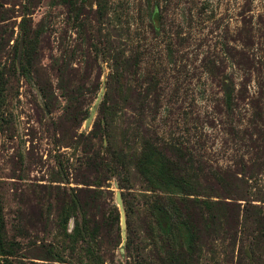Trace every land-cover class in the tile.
Instances as JSON below:
<instances>
[{
	"label": "rangeland",
	"instance_id": "obj_1",
	"mask_svg": "<svg viewBox=\"0 0 264 264\" xmlns=\"http://www.w3.org/2000/svg\"><path fill=\"white\" fill-rule=\"evenodd\" d=\"M24 14L43 31L31 80L11 71L6 90L0 264H88L58 228L61 202L73 198H92L89 212L99 220L117 208L119 231L102 229L98 252L103 264H135L125 247L117 182L87 165L103 158L107 144L91 132L107 91L106 52L137 62L128 69L132 75L124 74L122 90L115 86L110 94L118 104L113 137L119 147L134 155L149 140L163 155L191 154L204 167L195 176L202 184L204 177L215 183L211 173L229 171L252 192H264V0H0L1 63L12 62ZM40 90L50 99L48 113ZM132 184L136 195L146 192L138 175ZM140 207L139 225L150 219L161 247L170 214L155 222ZM72 228L71 219L67 233ZM49 250L60 258L50 259Z\"/></svg>",
	"mask_w": 264,
	"mask_h": 264
},
{
	"label": "trees",
	"instance_id": "obj_2",
	"mask_svg": "<svg viewBox=\"0 0 264 264\" xmlns=\"http://www.w3.org/2000/svg\"><path fill=\"white\" fill-rule=\"evenodd\" d=\"M100 2V0H99ZM71 11L75 5L70 6ZM97 12L103 13L99 4ZM77 11L74 18L77 19ZM19 33L13 43L12 62H0V133H3V107L10 73L18 72L27 80L32 78V70L37 57L42 25L33 27L24 14L18 26ZM110 61L107 91L98 108V119L91 132L106 138L105 154L99 161L93 157L87 161L95 171H101L104 180L114 178L120 190L126 219V251L135 264H264V192L251 191L247 181L229 171L211 173L215 183L205 178L200 183L196 173L204 167L195 166L193 156L175 149L172 156L163 155L154 143L141 140L137 154H131L118 146L113 137L114 117L118 104L110 97L117 86L122 90L124 74L137 66L136 60L129 57L119 59L106 52ZM62 83V78H61ZM59 85V89H65ZM73 91H76L73 90ZM43 108L50 111L51 102L47 94L40 90ZM67 93V92H65ZM66 100L71 96L65 94ZM125 97V96H124ZM125 147H127L125 145ZM138 175L144 191H133L132 175ZM57 182V181H54ZM99 189L101 182H95ZM165 189L169 196L161 193ZM101 191L93 190L92 192ZM159 191V192H158ZM220 191V192H218ZM219 193V194H217ZM92 198L80 201L73 198L62 201L59 207L58 228L69 240L70 251H80V259L88 264H103L98 252V238L102 229L110 231L116 226L119 231L120 215L115 206L101 219L90 214ZM149 212L155 222L161 214L164 219L166 236L160 237L161 247L155 242L153 225L150 219L139 225L141 207ZM73 220V228L67 233V226ZM161 223V222H160ZM157 223V224H160ZM3 218L0 207V249L3 243ZM144 229V230H143ZM146 234V235H145ZM177 235V244L172 237ZM152 245L149 257L146 249ZM50 259H59V252L49 250Z\"/></svg>",
	"mask_w": 264,
	"mask_h": 264
}]
</instances>
